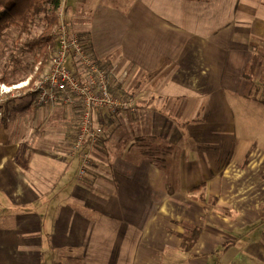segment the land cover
Listing matches in <instances>:
<instances>
[{
    "label": "crops",
    "instance_id": "1",
    "mask_svg": "<svg viewBox=\"0 0 264 264\" xmlns=\"http://www.w3.org/2000/svg\"><path fill=\"white\" fill-rule=\"evenodd\" d=\"M66 19L138 110L93 112L80 177L78 105L0 106V264H264V150L236 112L264 106V0H67Z\"/></svg>",
    "mask_w": 264,
    "mask_h": 264
},
{
    "label": "built area",
    "instance_id": "2",
    "mask_svg": "<svg viewBox=\"0 0 264 264\" xmlns=\"http://www.w3.org/2000/svg\"><path fill=\"white\" fill-rule=\"evenodd\" d=\"M66 3L67 0H60L57 9V48L47 66L32 81L1 83L0 103L10 98L29 96L37 107L78 105L80 122L69 155H80L79 176L82 177L91 166L89 149L101 136V128L93 123V112L134 114L138 106L134 99L111 91L110 72L90 55L81 36L72 30L66 19Z\"/></svg>",
    "mask_w": 264,
    "mask_h": 264
},
{
    "label": "rangeland",
    "instance_id": "3",
    "mask_svg": "<svg viewBox=\"0 0 264 264\" xmlns=\"http://www.w3.org/2000/svg\"><path fill=\"white\" fill-rule=\"evenodd\" d=\"M10 22L11 20L6 17L2 25L4 28L3 35L0 38V77H7L8 83H2L14 84L27 80L34 73L36 68L34 62L39 51L37 48H29L26 45L28 36L23 33L21 34V31L12 26ZM41 32L42 27L37 23L29 37H37ZM245 105L249 109L244 108V106L243 108H236L238 109L236 110L237 116L239 117L240 124L254 133L248 134L247 129L242 133L245 136L251 135L255 137L257 144L264 150V106L259 102L253 103L251 101L249 103L245 102ZM253 121L255 122L253 123ZM263 170L264 168L261 169V171Z\"/></svg>",
    "mask_w": 264,
    "mask_h": 264
},
{
    "label": "trees",
    "instance_id": "4",
    "mask_svg": "<svg viewBox=\"0 0 264 264\" xmlns=\"http://www.w3.org/2000/svg\"><path fill=\"white\" fill-rule=\"evenodd\" d=\"M59 3L60 0H0V38L3 35V21L8 17L12 26L18 28L21 34L28 36L26 45L31 49L37 48L39 51L35 58L36 68L31 81L45 69L57 48L55 30L59 22L57 16ZM37 23L41 25L42 32L37 37L31 38L29 36ZM246 77H251L249 68L246 71ZM262 80H264L263 76ZM2 82H7L6 76L0 77V84ZM7 102L8 100L0 105H5Z\"/></svg>",
    "mask_w": 264,
    "mask_h": 264
}]
</instances>
